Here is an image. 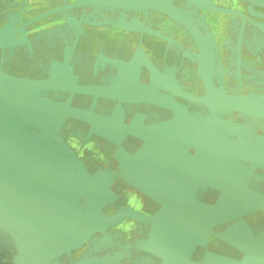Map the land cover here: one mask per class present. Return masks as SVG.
I'll return each instance as SVG.
<instances>
[{"label":"flooded vegetation","instance_id":"af4514ba","mask_svg":"<svg viewBox=\"0 0 264 264\" xmlns=\"http://www.w3.org/2000/svg\"><path fill=\"white\" fill-rule=\"evenodd\" d=\"M126 1L135 0H0V35L6 29L5 37L22 40L0 46V65L19 76L49 79L57 72L61 81L74 77L80 85L108 88L104 94H75L74 106L125 128L136 127L140 135L122 131L119 144L114 136L96 133L93 120L82 118H72L63 134L93 174L104 170L118 175L115 187L136 210L155 213L161 208L125 178L118 179L132 160L147 156L160 171L178 177L180 193L199 194L204 206L214 210L223 200L236 207L263 202L264 120L227 115L234 122L229 131V124L209 117L188 95L204 93L200 49L190 32L169 14L133 2L136 10L123 5ZM203 1L228 11L197 8L192 0L173 3L204 35L213 33L215 43L208 42L220 91L264 94V6L256 0ZM119 89L124 100L115 97L119 92L113 90ZM160 93L186 110L156 103ZM202 175L204 185L188 180ZM141 199L151 203L146 207ZM229 226L259 234L264 210L221 224L219 231ZM130 227L144 228L140 223Z\"/></svg>","mask_w":264,"mask_h":264},{"label":"water","instance_id":"95a60500","mask_svg":"<svg viewBox=\"0 0 264 264\" xmlns=\"http://www.w3.org/2000/svg\"><path fill=\"white\" fill-rule=\"evenodd\" d=\"M192 1L197 4V8L228 11L204 3L203 0ZM256 1L264 6V0ZM133 2L140 7L171 15L190 32L200 49L199 75L202 76L204 93L201 96L188 95L209 112V117L229 124V131H232L234 122L227 115L264 120V94L233 95L225 89L220 91L222 87L216 82L212 48L208 42L209 38L215 43L210 31L204 35L190 15L176 6L173 0H135L126 1L123 5L137 10L138 6L133 5ZM5 31L0 35L3 49L22 41L15 37L8 39ZM148 65L156 72L151 63ZM57 74L53 72L49 79H37L13 74L0 65V176L3 177L0 182H9L6 173L17 172L29 162L38 170L40 165L46 164H42L40 158L44 154L53 163L59 162V165L52 167L50 175L60 190L69 187L75 191L81 188L88 193L86 209L65 230L23 242L18 248V255L6 264H264V230L255 234L229 226L223 232L219 231L221 224L240 216L244 218L246 214L260 208L264 210V200L254 204L247 201L239 207L223 200L220 201L221 208L214 210L204 206V202L198 198L199 194L180 193L175 182L178 177L175 180L172 175L160 171L154 164L155 159L148 156L132 160L128 170L118 179L125 178L149 199L158 201L161 208L151 215L131 206H121L108 214L109 202L114 206L113 202L118 199L117 193L112 190L116 184L114 176L104 171L97 180H93L77 152L67 142L64 128L72 118L93 120L96 133L110 138L114 136L119 144L123 139L122 131L138 132L136 135H140L139 129L125 128L121 123L111 122L104 116L77 109L74 106L75 94L90 91L104 94L108 88L80 85L73 76L61 81ZM171 84L172 90L174 82ZM122 90H113L119 92V95H115L117 99L124 100L120 94ZM59 91L69 93V96L60 95ZM154 99L156 103L169 108L185 109L184 104L161 93ZM56 156L63 159L55 160ZM188 180L203 184L204 177L192 176ZM5 186L0 188V192L11 193ZM234 200L241 199L235 197ZM10 215L8 213L7 217L0 219V251L3 252L10 251L15 232L16 222ZM128 218L140 222L144 228H117L119 223ZM115 227L120 231H114ZM144 231L146 237L142 235ZM119 238L123 239V243L119 244ZM167 249L178 258L164 256L162 253ZM75 255L79 256L78 260Z\"/></svg>","mask_w":264,"mask_h":264},{"label":"rangeland","instance_id":"374dc122","mask_svg":"<svg viewBox=\"0 0 264 264\" xmlns=\"http://www.w3.org/2000/svg\"><path fill=\"white\" fill-rule=\"evenodd\" d=\"M67 142L72 146L68 140ZM76 152L83 161L85 168L88 169L90 175L93 177V180H97L103 174L104 170L93 174L87 167L83 157L78 151ZM40 158L42 164L44 162L46 164L40 165L38 170L34 168L31 162H29L30 164L26 163L22 166L16 163L17 166H21L19 171L14 173L7 172L6 177L9 182H0V188H4L7 185V191H11V193L0 192V219L7 217L9 213L16 222L10 251H0V264H6L9 260H13L18 255V248L23 242L54 235L65 230L74 224L86 209L88 193L81 188L75 191H72L69 187L60 190L50 175L52 167L59 165V162L56 161L53 163L52 159L44 154ZM60 159L63 158L60 156L55 157V160ZM0 179H3V177L0 176ZM115 185L112 187V190L117 193L118 199L113 202L114 206L109 202L110 207L107 208L106 212L111 214L116 208L121 206L135 208L125 197H122L121 192L118 191L119 189ZM3 201H5V204H2ZM138 223L140 222L128 218L119 223V227L117 228L123 230L124 227L128 228L131 224L137 225ZM117 228L115 227L114 231H120ZM118 240L119 244L123 243L122 238ZM75 258L78 260L79 256L75 255Z\"/></svg>","mask_w":264,"mask_h":264},{"label":"bare ground","instance_id":"6f19581e","mask_svg":"<svg viewBox=\"0 0 264 264\" xmlns=\"http://www.w3.org/2000/svg\"><path fill=\"white\" fill-rule=\"evenodd\" d=\"M217 5V4H216ZM213 34V33H212ZM216 39V38H215ZM124 106V105H123ZM125 108H126V106H125ZM128 108V107H127ZM181 112V111H180ZM155 140V139H154ZM224 153V152H223ZM150 158V157H149ZM164 161V160H163ZM161 166V165H160ZM160 169V168H159ZM116 177H118V175H114V179L116 178ZM136 199V198H135ZM141 202H142V204L144 205V206H146V207H148L149 205L147 204V202H150V201H148L147 199H141L140 200ZM156 200H154L153 201V205H155V203L156 202H158V201H156ZM155 202V203H154ZM151 203V202H150ZM149 203V204H150ZM159 203V202H158ZM196 216V215H195ZM145 231L143 232V234L142 235H144V237H146L147 236V234H146V236H145ZM161 236L162 237H164V235L163 234H161ZM177 239H180V237H178L177 236ZM214 247H216L215 245H214ZM172 249V248H171ZM166 250V249H165ZM150 255H153L152 254V252H149V251H147ZM154 253V252H153ZM164 256H167L169 259H172V258H178V257H176V256H174L172 253H171V251L169 250V249H167V251L166 252H164V253H162ZM148 258H149V256H148ZM154 258H155V256H154ZM158 258V257H157ZM156 259V258H155Z\"/></svg>","mask_w":264,"mask_h":264}]
</instances>
